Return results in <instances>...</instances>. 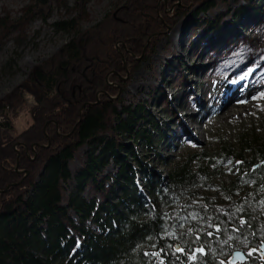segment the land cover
Returning a JSON list of instances; mask_svg holds the SVG:
<instances>
[{
  "label": "trees",
  "instance_id": "16d2710c",
  "mask_svg": "<svg viewBox=\"0 0 264 264\" xmlns=\"http://www.w3.org/2000/svg\"><path fill=\"white\" fill-rule=\"evenodd\" d=\"M145 1L152 8L157 2L130 0L117 18L112 14L100 25L78 31L32 70L21 88L35 96L37 106L31 111V128L20 139L4 131L11 128L10 113L18 101L22 104V96L15 98L19 90L0 102V116L6 121L0 125V189L20 178L15 172L19 149L21 169H33L23 184L0 194V264H230L236 251L252 252L238 264H264L257 254L264 244V135L242 140L240 150L225 146L218 155L190 157L169 171L167 181L145 169L143 191L131 162L139 169L142 165L125 142L145 139L151 145L152 135H143L148 133L145 109L133 110L111 97L96 103L106 75L123 70L116 44L131 46L125 61L133 63L143 56L150 37L168 31L196 7L200 12L215 7L213 0L185 2L186 9L173 14L163 7L166 24L147 26L138 13ZM49 7L50 0H34L36 13L46 15ZM55 28L67 32L74 25L59 22ZM258 34L264 37V31ZM253 42L247 41L237 54L252 57L251 51H258ZM220 54L230 62L239 59L236 53ZM214 57L209 62L221 64L217 69L226 72L228 66ZM80 73L88 82L79 88ZM49 121H54L46 129L52 146L38 148L37 162L27 159L23 147L14 149L18 140L28 147L44 142ZM86 146L82 167L72 173L70 163ZM219 157L238 164L235 179L217 189L226 205L220 198L204 197L187 209L200 198L201 189L213 186L209 165ZM111 163L116 171L104 173ZM67 185H72L70 196Z\"/></svg>",
  "mask_w": 264,
  "mask_h": 264
},
{
  "label": "rangeland",
  "instance_id": "374dc122",
  "mask_svg": "<svg viewBox=\"0 0 264 264\" xmlns=\"http://www.w3.org/2000/svg\"><path fill=\"white\" fill-rule=\"evenodd\" d=\"M129 1L50 0L49 11L43 15L34 11V0H0V102L15 95L14 91L18 90L15 98H23L22 104L18 101L17 109L10 113L11 128H4L8 136L15 140L20 139L33 123L31 111L37 106V100L28 90L21 88L26 86L32 70L57 54L78 31H88L103 23L112 14L117 18L119 12L129 7ZM191 1L194 0H157L153 8L145 1L138 13L142 20L145 19L147 26L166 24L162 17L163 7L168 14H173L175 10H185L184 3ZM213 1V9L200 12L196 7L187 18L168 31L150 37L143 48V56L134 58L133 63L127 64L125 61V53H132L131 46L123 41L116 44L115 49L124 64L123 70L106 75L105 87L96 95L98 104L100 99L111 97L114 100L119 99L123 106L133 110L141 106L146 111L144 132L148 133L143 135H152L151 145L145 139L135 143L131 140L125 142L137 154L142 165L139 169L138 165L131 162L137 170V182L143 191L146 189L141 172L145 169L167 181L169 171L190 157H199L202 152L218 155L225 146L240 150L242 140L261 138L264 135V96L256 104L259 105L256 111H247L246 105L251 101L247 96L249 91H245V85L237 89V82L244 79L249 82L253 74L258 78L264 76V70L257 69L262 68V58L260 62H255L253 55L241 58V54H237L239 47L249 40L254 41L259 35L258 31H264V0ZM59 22H72L74 29L57 32L55 24ZM179 28L182 34L178 33V39H175ZM258 51L264 54V42ZM220 52L228 55L236 53L239 59L235 62H230L231 59L228 58L220 59L223 57ZM213 54L214 60L217 56L220 62L224 61L222 63L228 66L226 72L217 69L221 64L209 62ZM238 68L240 70L235 72ZM78 75L76 79L80 88L83 82L88 81L82 73ZM112 77H116L118 81H113ZM224 82H228L230 88L238 91V96L230 99V92L226 93L224 90ZM107 90H114L115 93L110 95ZM182 99L185 102L183 105L180 103ZM234 103L243 104L233 109L232 114L223 116L222 110L225 111L228 105ZM84 105L87 107V104ZM251 107L255 108V105L252 104ZM188 116H191L190 119H187ZM52 123L54 121H49L44 128L45 141L36 144L39 146L35 155L30 154L35 162L38 161V148L48 150L52 146L45 131ZM0 125L6 126V121L1 116ZM22 141L15 143V150L19 145H25ZM33 145L35 143L31 147ZM87 151L89 147L86 146L76 154L70 163L69 169L72 173L82 167L83 155ZM17 164L15 169L21 172L20 164L18 168ZM236 165L237 162H224L221 157L214 159L209 165L213 186L201 189L200 198L186 208L198 205L207 197L220 198L218 201L223 203L217 189L227 186L235 179ZM193 166L196 167V163ZM25 170L30 175L33 169ZM115 171L116 168L111 163L104 173ZM17 179L15 184H23L25 181L23 177ZM9 186L11 185L6 189ZM6 189L0 191L4 192ZM65 189L70 196L72 185H67ZM87 195L86 191L83 196L87 198ZM92 230L98 233L96 229Z\"/></svg>",
  "mask_w": 264,
  "mask_h": 264
},
{
  "label": "bare ground",
  "instance_id": "6f19581e",
  "mask_svg": "<svg viewBox=\"0 0 264 264\" xmlns=\"http://www.w3.org/2000/svg\"><path fill=\"white\" fill-rule=\"evenodd\" d=\"M180 31H181L180 28L176 31V33H175V39H178L177 38V34L178 33L180 34ZM172 36H173V34H172ZM263 42H264V37H261V38H258L257 37V38H255L254 39V42H253V46H254L253 48H260V46L262 45ZM251 54H253L254 58L256 59L255 62H260V59L261 58L263 60V62H261V65H260L262 68H257V67H253V68H257L258 70L259 69L264 70L263 69V67H264V56H263L264 54H263V52H260V51H251ZM255 62H253V63H255ZM258 65L259 64L257 63V66ZM238 70H240V69L239 68L238 69H235V72H237ZM237 83H238L237 89H238V87H241V86L245 85L246 86L245 91L246 92L249 91V93H248L247 96H248V99H250L251 101H250V103L248 105H246L247 106L246 107V110L248 111V110L255 109L253 111H256V109L259 108V105H256V104H258L259 102H261V99L264 96V76H262L261 78H258L257 76H255L253 74L252 76H250L249 82L247 81V79H244V80L239 81ZM224 84H225L224 85L225 92L226 93L230 92V99H232L235 95L238 96V94H239L238 91H236L232 87L230 88V86H229L230 84L228 82H224ZM259 93H262V94L258 95ZM180 103H181V105H183L185 103L184 102V99L180 100ZM241 104H243V103H241ZM252 104L255 105V108L254 107H251ZM240 105H238V103H234V104L228 105L225 111L222 110L221 114L223 116L230 115V114H232V110L235 109V108H237V107H239ZM243 106H245V105H243ZM199 107H200V105H199ZM193 112L195 113L196 112V109H194ZM190 117L191 116H188L187 119H190ZM171 130L172 129H170V132H171Z\"/></svg>",
  "mask_w": 264,
  "mask_h": 264
},
{
  "label": "water",
  "instance_id": "95a60500",
  "mask_svg": "<svg viewBox=\"0 0 264 264\" xmlns=\"http://www.w3.org/2000/svg\"><path fill=\"white\" fill-rule=\"evenodd\" d=\"M86 108V105H83V107H82V109H81V114H80V120H82V117H83V111H84V109ZM45 131H46V129H45ZM17 146H18V144L16 145V147L15 148H17ZM37 146H39V145H33L32 147H31V149H32V151H35V148L37 147ZM27 154L28 155H30V153H29V150L27 149ZM30 157V156H29ZM16 172L17 173H22V172H20V171H18V169H16ZM26 173V175H25V178H26V176L29 174L28 172H25ZM19 184H21V183H19ZM19 184H15V185H11V186H9L7 189H6V191H4V192H1L0 191V194H3V193H6V192H8V190L12 187V186H18ZM250 254H252V252H250V253H248V254H245V253H243V252H241V251H236V252H234L233 253V255H232V257L230 258V260H229V263L230 264H238V263H245L247 260H248V256L250 255ZM257 254L261 257V260H262V262L264 263V244L263 245H261L260 247H259V249L257 250Z\"/></svg>",
  "mask_w": 264,
  "mask_h": 264
},
{
  "label": "flooded vegetation",
  "instance_id": "af4514ba",
  "mask_svg": "<svg viewBox=\"0 0 264 264\" xmlns=\"http://www.w3.org/2000/svg\"><path fill=\"white\" fill-rule=\"evenodd\" d=\"M18 147H23V150H24V152H25V155H26V157H27V159L29 160V161H31V162H34L35 161V159H32L31 157H29L30 155H28L27 154V149L29 150V153L30 154H34L35 155V151H32V149L30 148H28V147H26L24 144L22 145H19ZM37 148V147H36ZM36 148H35V150H36ZM21 157V154H19L18 155V159ZM19 164L20 163H18L17 165V168L19 167ZM22 171V174L20 173L18 176L19 177H23V178H25V175H26V173L25 172H27V170H25V169H21ZM15 172H16V169H15ZM17 173V172H16ZM29 177V174L26 176V178L25 179H27Z\"/></svg>",
  "mask_w": 264,
  "mask_h": 264
},
{
  "label": "snow or ice",
  "instance_id": "6c2138e0",
  "mask_svg": "<svg viewBox=\"0 0 264 264\" xmlns=\"http://www.w3.org/2000/svg\"><path fill=\"white\" fill-rule=\"evenodd\" d=\"M179 250V249H178ZM197 251H203L202 249H197Z\"/></svg>",
  "mask_w": 264,
  "mask_h": 264
}]
</instances>
